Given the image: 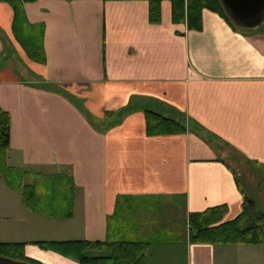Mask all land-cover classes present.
I'll return each instance as SVG.
<instances>
[{"label":"crops","instance_id":"1","mask_svg":"<svg viewBox=\"0 0 264 264\" xmlns=\"http://www.w3.org/2000/svg\"><path fill=\"white\" fill-rule=\"evenodd\" d=\"M160 10L153 24L147 0H28L27 20L44 29L46 60L38 63L16 41L12 9L0 0L8 163L63 171L76 189L72 216L50 218L24 207L0 175V241L29 243L25 255L42 264H79L31 242L105 240L118 196L138 235L144 221L160 227L158 211L173 206L175 226L218 205L227 207L222 221L241 212L226 157L233 149L264 172V22L244 29L203 9L202 28L193 30L171 21L169 0ZM147 109L183 121L186 131L147 135ZM139 208L153 212L148 221ZM176 231H162L169 236L148 246L145 264H264V244L192 243L187 226Z\"/></svg>","mask_w":264,"mask_h":264},{"label":"trees","instance_id":"2","mask_svg":"<svg viewBox=\"0 0 264 264\" xmlns=\"http://www.w3.org/2000/svg\"><path fill=\"white\" fill-rule=\"evenodd\" d=\"M12 9V32L16 41L23 48L28 58L38 63L46 60L43 48V26L31 24L24 12V3L28 0H1ZM148 1V20L158 23L161 18L160 3L162 0ZM171 4V21L185 22L188 29L202 28V10L207 9L219 14L232 26H235L227 15L220 0H169ZM51 88L55 85L47 84ZM63 93L64 91L61 90ZM69 96V95H68ZM71 97V96H70ZM122 110L118 111L121 112ZM115 112L114 114H118ZM107 112L106 115H111ZM146 134H178L186 131L183 121L165 116L154 110L144 111ZM9 115L0 108V175L6 185L21 196L22 205L34 212L50 218L67 219L72 216L75 200V185L69 174L63 171L49 174L37 189L38 184L29 180L30 170L11 166L8 163ZM236 183L243 194L241 212L233 219L222 221L227 211L226 205L210 207L200 212H190L184 225L187 226L188 239L192 243L209 244H264V213L256 208L255 200L248 196L241 187L233 170ZM260 174V172H258ZM262 172L261 174H263ZM34 176L37 173H33ZM36 174V175H35ZM38 176V175H37ZM65 179V181H63ZM125 196H118L114 212L108 218V238L103 241L86 240H36L32 244L42 249L52 250L66 256L79 264H145V251L148 246L160 237L144 240V234L127 235L125 226L132 229L137 220L131 219L126 209ZM144 207V206H142ZM129 210V208H128ZM141 209L139 208L138 211ZM133 230H136L134 227ZM158 231L157 234H162ZM27 242H0V255L13 259L42 264L28 258L24 253Z\"/></svg>","mask_w":264,"mask_h":264},{"label":"rangeland","instance_id":"3","mask_svg":"<svg viewBox=\"0 0 264 264\" xmlns=\"http://www.w3.org/2000/svg\"><path fill=\"white\" fill-rule=\"evenodd\" d=\"M73 99H75V101L77 103H79L82 108V100L78 97H73ZM98 119L95 118V122L97 123ZM230 154L228 153V156L226 157L230 166L233 168V170H235V173L240 181L241 187L243 188V190L247 193L248 196L252 197L253 199H256L257 201V206L256 208L259 209L260 211H262L264 213V173L261 174L262 172L260 171L259 173H254L252 172V168H255L254 165L249 164L247 162L244 161V158L241 157L238 153H236V151H234L233 149H229ZM254 170V169H253ZM257 170H261L260 168L257 167ZM31 171V170H30ZM49 173L46 172H41V173H37L36 176H34V174L32 173V176H29V180L39 183L37 189L39 191H41L40 185L42 184V182H44V180L47 179ZM259 177L261 180H259ZM65 181V179L63 180ZM22 202V201H21ZM163 206H165L164 204H161ZM0 206L3 207V199H0ZM171 208H168V212L164 215V211H158L157 214L159 215H163L164 220L159 222L158 224H160V227H157V229L155 227H152V222H149V224L151 225L150 227L146 226V227H142V225H146V221L142 222V225H140V229H138V232L144 233V240H146L147 238H151V237H160V238H167L169 236L168 233H162V234H157L158 231H163L165 229L167 230H177V233H181V231H184V221L183 224H179V226H175L174 222H173V218L176 214V209L175 206H173V210L170 211ZM141 211V210H140ZM137 212H139L137 210ZM146 213L147 216L146 219L148 221L150 215L153 214L152 211H141V214ZM171 212V215L173 216H169V213ZM181 212V210H180ZM182 213V212H181ZM156 214V213H155ZM182 216V215H181ZM132 217V216H131ZM53 221V220H51ZM3 220H0V225H2ZM55 223V225H63V223H68L67 221H62L60 222V224H58L59 222H56V220L53 222ZM4 226V225H2ZM130 227V226H129ZM128 226H125L123 233L127 234V235H136L137 231L133 230L134 226L132 227L131 230H129ZM49 228V226H48ZM53 230V229H52ZM52 232V231H51ZM52 234V233H51ZM46 240V239H44ZM0 242H9V241H0ZM17 242H25V241H17Z\"/></svg>","mask_w":264,"mask_h":264},{"label":"water","instance_id":"4","mask_svg":"<svg viewBox=\"0 0 264 264\" xmlns=\"http://www.w3.org/2000/svg\"><path fill=\"white\" fill-rule=\"evenodd\" d=\"M231 21L240 28L252 29L264 22V0H220ZM0 264H33L0 255Z\"/></svg>","mask_w":264,"mask_h":264}]
</instances>
